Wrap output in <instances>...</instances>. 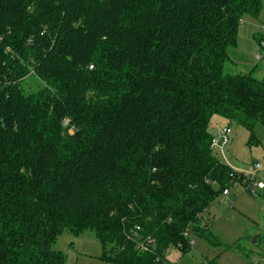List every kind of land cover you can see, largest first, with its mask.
Segmentation results:
<instances>
[{"label": "trees", "instance_id": "obj_1", "mask_svg": "<svg viewBox=\"0 0 264 264\" xmlns=\"http://www.w3.org/2000/svg\"><path fill=\"white\" fill-rule=\"evenodd\" d=\"M261 11L0 0V264H66L53 248L64 232H92L110 264H170L188 233L221 246L203 214L235 175L213 157L209 125H264V81L224 72ZM30 75L45 86L26 95Z\"/></svg>", "mask_w": 264, "mask_h": 264}, {"label": "rangeland", "instance_id": "obj_2", "mask_svg": "<svg viewBox=\"0 0 264 264\" xmlns=\"http://www.w3.org/2000/svg\"><path fill=\"white\" fill-rule=\"evenodd\" d=\"M261 1L258 20L246 17L239 27L237 46L228 50L231 60L224 67L225 74L251 75L264 81V0ZM44 86L34 75L22 83L26 95ZM226 127L231 129V142L226 148H213L212 155L231 168L235 177L228 187L229 195L219 192L203 214V222L210 226V233L221 246L212 247L205 239L188 233L186 249L172 246L166 251L170 264H264V125L249 131L214 116L209 125L212 138L219 141L220 131ZM259 183L263 189L256 188ZM254 189L256 194H251ZM254 239L259 240L258 245L252 243ZM53 248L64 254L66 264H110L101 259L102 244L89 231L78 237L64 232Z\"/></svg>", "mask_w": 264, "mask_h": 264}, {"label": "built area", "instance_id": "obj_3", "mask_svg": "<svg viewBox=\"0 0 264 264\" xmlns=\"http://www.w3.org/2000/svg\"><path fill=\"white\" fill-rule=\"evenodd\" d=\"M259 59V57L257 58ZM232 135V132H231V129L229 127H226V128H223L221 131H220V140L219 141H215L213 139L212 141V148H216V147H220V148H226L230 142H231V137ZM256 188L257 189H263V185L262 184H257L256 185ZM248 191H250V189L248 188ZM224 193L226 195H229V190L226 189L224 191ZM251 194H256V190H251ZM188 234H185L184 236L187 237Z\"/></svg>", "mask_w": 264, "mask_h": 264}, {"label": "water", "instance_id": "obj_4", "mask_svg": "<svg viewBox=\"0 0 264 264\" xmlns=\"http://www.w3.org/2000/svg\"><path fill=\"white\" fill-rule=\"evenodd\" d=\"M257 168H258V165L254 167V170H257ZM22 241H23V238H21V242H22ZM258 241H259L258 239H254L252 243H253L254 245H258V244H259Z\"/></svg>", "mask_w": 264, "mask_h": 264}, {"label": "crops", "instance_id": "obj_5", "mask_svg": "<svg viewBox=\"0 0 264 264\" xmlns=\"http://www.w3.org/2000/svg\"><path fill=\"white\" fill-rule=\"evenodd\" d=\"M245 19H246V18H245ZM245 19H244V20H245ZM243 22H244V21H243ZM243 22H242V23H243ZM247 29H248V30H251V28H249V27H247ZM230 60H231V59H230Z\"/></svg>", "mask_w": 264, "mask_h": 264}]
</instances>
